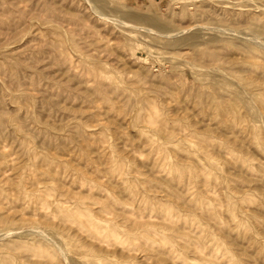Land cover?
<instances>
[{"label": "rangeland", "instance_id": "374dc122", "mask_svg": "<svg viewBox=\"0 0 264 264\" xmlns=\"http://www.w3.org/2000/svg\"><path fill=\"white\" fill-rule=\"evenodd\" d=\"M241 2L0 0V264H264Z\"/></svg>", "mask_w": 264, "mask_h": 264}, {"label": "bare ground", "instance_id": "6f19581e", "mask_svg": "<svg viewBox=\"0 0 264 264\" xmlns=\"http://www.w3.org/2000/svg\"><path fill=\"white\" fill-rule=\"evenodd\" d=\"M231 1H232V0H231ZM236 1H237V0H236ZM241 1H242V0H241ZM70 2H71V1H70ZM224 2H225V1H224ZM233 2H234V1H233ZM239 2H240V1H239ZM243 2H244V0H243ZM243 2H241V3H243ZM251 2L253 3V1H251ZM89 3H90V2H89ZM228 3H230V2H228ZM228 3H227V4H228ZM237 3H238V2H237ZM237 3H236V4H237ZM241 3H240V4H241ZM227 4H226V5H227ZM230 4H231V3H230ZM230 4L228 5V6H230V7L234 5V4H232V5H230ZM236 4H235L234 6H236ZM223 5H224V4H223ZM223 7H224V6H223ZM224 8H225V7H224ZM226 8H227V7H226ZM102 12H103V11H102ZM152 24H153V23H152Z\"/></svg>", "mask_w": 264, "mask_h": 264}]
</instances>
